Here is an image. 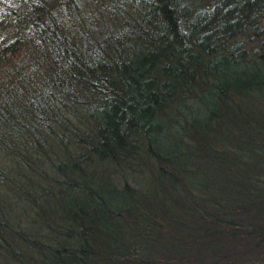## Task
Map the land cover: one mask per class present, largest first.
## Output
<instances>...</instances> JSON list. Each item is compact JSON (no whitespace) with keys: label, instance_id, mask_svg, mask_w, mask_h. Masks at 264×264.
<instances>
[{"label":"trees","instance_id":"obj_1","mask_svg":"<svg viewBox=\"0 0 264 264\" xmlns=\"http://www.w3.org/2000/svg\"><path fill=\"white\" fill-rule=\"evenodd\" d=\"M123 2L0 0V264H264V0Z\"/></svg>","mask_w":264,"mask_h":264},{"label":"rangeland","instance_id":"obj_2","mask_svg":"<svg viewBox=\"0 0 264 264\" xmlns=\"http://www.w3.org/2000/svg\"><path fill=\"white\" fill-rule=\"evenodd\" d=\"M87 1L89 2V4H87V7H88L87 12H90L91 10L95 11L97 6L99 8L103 4L107 5V10H104L103 15L102 16H96V23L94 26L99 25L100 23H102L103 25H107L106 26L107 28L112 26L111 24L113 23L115 16L113 15L114 12L112 10L110 2L115 1L117 4H121V5L126 7V4H125V2H123V0H110V1L109 0H107V1L106 0H87ZM109 6L111 9H109ZM90 17L95 18V16H93V15H90ZM86 20H88V17L86 18ZM102 31H104V30H102Z\"/></svg>","mask_w":264,"mask_h":264},{"label":"water","instance_id":"obj_3","mask_svg":"<svg viewBox=\"0 0 264 264\" xmlns=\"http://www.w3.org/2000/svg\"><path fill=\"white\" fill-rule=\"evenodd\" d=\"M263 23H264V19H263Z\"/></svg>","mask_w":264,"mask_h":264}]
</instances>
